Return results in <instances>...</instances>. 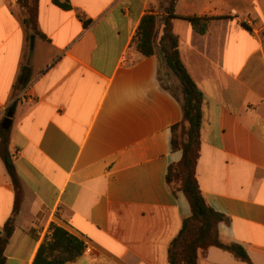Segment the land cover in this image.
Returning <instances> with one entry per match:
<instances>
[{"label":"crops","instance_id":"0c3cea01","mask_svg":"<svg viewBox=\"0 0 264 264\" xmlns=\"http://www.w3.org/2000/svg\"><path fill=\"white\" fill-rule=\"evenodd\" d=\"M67 1L38 0L32 34L17 0H0V126L15 105L8 150L21 184L5 264H32L51 224L90 248L68 264H168L190 206L166 179L182 110L160 75L178 84L158 51L142 58L132 43L149 11L161 35L167 1ZM174 14L203 94L198 186L227 218L219 240L249 259L209 247L198 264H264V0H178ZM192 18L212 19L208 32ZM15 196L0 158V233Z\"/></svg>","mask_w":264,"mask_h":264},{"label":"trees","instance_id":"16d2710c","mask_svg":"<svg viewBox=\"0 0 264 264\" xmlns=\"http://www.w3.org/2000/svg\"><path fill=\"white\" fill-rule=\"evenodd\" d=\"M163 8L161 35L157 15L149 11L140 20L132 39L135 51L148 58L158 51L168 70L175 77L178 86L176 91L166 88L178 99L181 105L182 118L173 125L171 132V150L181 152L180 161L168 168L167 183L173 192H181L190 206V215L183 220L181 228L172 239L167 249L168 264H198V252L217 247L231 253L238 260L249 262L245 250L237 244H224L219 240L217 226L226 222L227 218L214 211L206 202L199 189L196 167L200 158V130L202 124L203 94L190 78L183 66L179 51L178 39L172 30V20L175 18V7L178 0H166ZM24 10L20 21L24 27L30 28L32 34L37 30L38 0H17ZM52 3L68 10L67 0ZM212 19H188V22L200 35L208 32ZM9 128L0 126V158L16 194L12 215L3 225L0 233V264H5V249L10 242L15 229L16 217L19 211L21 184L9 153ZM50 234L46 235L39 245L32 264H68L76 261L84 251L85 244L75 235L62 227L51 224Z\"/></svg>","mask_w":264,"mask_h":264},{"label":"water","instance_id":"95a60500","mask_svg":"<svg viewBox=\"0 0 264 264\" xmlns=\"http://www.w3.org/2000/svg\"><path fill=\"white\" fill-rule=\"evenodd\" d=\"M32 45H33V39H31V49H32ZM14 109H15V105H13L11 109L7 112L5 119L1 124L2 129L7 130L10 127L12 117L14 114Z\"/></svg>","mask_w":264,"mask_h":264},{"label":"rangeland","instance_id":"374dc122","mask_svg":"<svg viewBox=\"0 0 264 264\" xmlns=\"http://www.w3.org/2000/svg\"><path fill=\"white\" fill-rule=\"evenodd\" d=\"M160 82L165 88H168V89L172 90L173 92L176 91V86L174 84L170 83L168 78H166L164 75H160Z\"/></svg>","mask_w":264,"mask_h":264},{"label":"built area","instance_id":"2783aa9c","mask_svg":"<svg viewBox=\"0 0 264 264\" xmlns=\"http://www.w3.org/2000/svg\"><path fill=\"white\" fill-rule=\"evenodd\" d=\"M89 252H90V248L88 246H85L83 253H89Z\"/></svg>","mask_w":264,"mask_h":264}]
</instances>
